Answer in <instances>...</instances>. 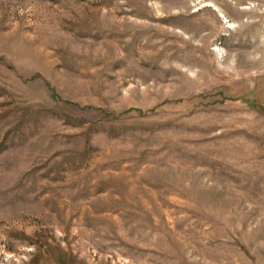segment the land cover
Instances as JSON below:
<instances>
[{"label": "rangeland", "instance_id": "obj_1", "mask_svg": "<svg viewBox=\"0 0 264 264\" xmlns=\"http://www.w3.org/2000/svg\"><path fill=\"white\" fill-rule=\"evenodd\" d=\"M0 264H264V0H0Z\"/></svg>", "mask_w": 264, "mask_h": 264}]
</instances>
